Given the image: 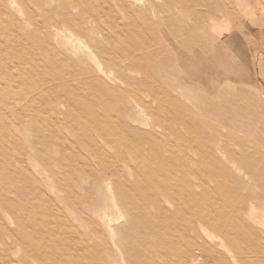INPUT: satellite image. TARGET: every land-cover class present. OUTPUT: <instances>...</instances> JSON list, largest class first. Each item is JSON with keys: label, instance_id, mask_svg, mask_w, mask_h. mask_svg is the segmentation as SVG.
<instances>
[{"label": "rangeland", "instance_id": "rangeland-1", "mask_svg": "<svg viewBox=\"0 0 264 264\" xmlns=\"http://www.w3.org/2000/svg\"><path fill=\"white\" fill-rule=\"evenodd\" d=\"M224 9L0 0V264H264V60L194 75Z\"/></svg>", "mask_w": 264, "mask_h": 264}, {"label": "crops", "instance_id": "crops-1", "mask_svg": "<svg viewBox=\"0 0 264 264\" xmlns=\"http://www.w3.org/2000/svg\"><path fill=\"white\" fill-rule=\"evenodd\" d=\"M231 4L233 9H224L210 21L216 44L209 47L202 42L204 49L195 48L208 63L204 70L194 68L195 78L243 82L244 74L253 72L252 64L264 60V0H231Z\"/></svg>", "mask_w": 264, "mask_h": 264}, {"label": "bare ground", "instance_id": "bare-ground-1", "mask_svg": "<svg viewBox=\"0 0 264 264\" xmlns=\"http://www.w3.org/2000/svg\"><path fill=\"white\" fill-rule=\"evenodd\" d=\"M56 43V42H55ZM24 68V67H23ZM26 82V81H25ZM4 89V88H3ZM163 128H164V131L166 132L167 131V128L163 125ZM136 148V147H135ZM137 150H138V147H137ZM125 158V157H124Z\"/></svg>", "mask_w": 264, "mask_h": 264}]
</instances>
